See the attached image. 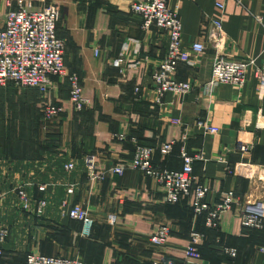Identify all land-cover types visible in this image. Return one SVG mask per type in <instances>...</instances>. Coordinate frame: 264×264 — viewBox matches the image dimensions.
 I'll return each instance as SVG.
<instances>
[{
	"label": "crops",
	"instance_id": "crops-1",
	"mask_svg": "<svg viewBox=\"0 0 264 264\" xmlns=\"http://www.w3.org/2000/svg\"><path fill=\"white\" fill-rule=\"evenodd\" d=\"M49 1L60 12L57 35L66 43V71L80 74L89 105L75 109L68 75L53 77L47 93L0 87V229L10 232L0 244V264H25L29 254L80 258L86 264L165 259L175 264H264V230L244 229L235 206L250 194H264L245 176L246 168L264 166V93L252 75L243 88L221 85L210 97L202 90L220 53L245 60L263 52L264 0H228L225 11L216 0H168L181 18L185 47L206 43V50L178 64L176 78L194 84L195 90L188 96L168 93L161 103L152 76L167 53V33L157 28L145 32L141 16L126 0ZM19 4L38 11L44 2L0 0V29ZM215 20L222 21L226 36L222 52L209 42ZM120 57L123 67H113ZM52 105L61 107V115L45 121L43 110ZM199 121L219 132H206ZM119 135L136 136L151 147L153 162L161 169L180 171L183 149L200 155L194 174L209 188L207 202L220 204L234 193V206L221 215L219 232L207 231L193 217L192 197L169 206L154 179L132 170L110 173L133 158L134 145L119 140ZM241 140L252 144L250 152L238 150ZM169 142L175 146L167 158L161 148ZM87 157H93L99 173H107L103 181L90 180ZM68 164L74 168L67 170ZM40 185L46 187L43 195L37 190ZM71 185L74 193L68 196ZM19 188L44 196L48 205L43 216L21 209ZM66 197L89 211L94 220L91 237H83L82 224L62 214ZM162 226H169L171 234L159 247L150 240ZM195 229L206 234L197 245L199 260L185 254ZM218 240L238 249V258L222 255Z\"/></svg>",
	"mask_w": 264,
	"mask_h": 264
},
{
	"label": "built area",
	"instance_id": "built-area-1",
	"mask_svg": "<svg viewBox=\"0 0 264 264\" xmlns=\"http://www.w3.org/2000/svg\"><path fill=\"white\" fill-rule=\"evenodd\" d=\"M44 2L38 11L29 10L25 4H19L17 9H12L6 18L4 26L0 29V87L15 85L17 87H29L47 93L50 89L52 78L67 76L65 68L66 43L57 35L60 12L55 4L49 0ZM130 2L131 10L141 16L142 28L145 32L153 28L167 33L169 43L167 53L161 61L158 69L152 76L153 92L157 96V102L161 103L163 97L172 93L188 96L194 90V84L180 81L176 78L179 63H189L192 57L200 55L206 50V43H194L190 48L183 42V27L181 18L176 10H173L168 0H126ZM228 0H216V6L225 11ZM262 22V19H258ZM226 36L221 20L213 21V27L209 34L210 44L222 52ZM96 56L99 51H95ZM125 64L123 58H117L113 67L122 68ZM252 75L259 84V90L264 93V50L256 58L245 60H232L218 55L213 63L212 75L207 83L202 86L205 95L211 96L221 85H231L243 88ZM70 83V99L75 109L81 111L88 107L89 100L84 96L83 84L78 73L68 75ZM61 108L47 106L43 110L45 121H52L61 115ZM198 127L206 132L216 134L219 129L206 125L203 121L197 123ZM264 129V121L261 125ZM119 140L126 141V135H119ZM135 145L133 159L127 167H115L110 173L122 175L126 170L139 171L145 177L154 179L163 189L168 204H176L184 197L193 198V209L196 216L206 215V226L211 229L220 227L221 215L230 211L234 206V193L230 192L224 202L212 204L207 202L209 188L200 183L194 174V163L202 160V157L191 156L183 149L181 158L183 167L180 171H170L158 168L153 162L154 150L151 147L139 145L136 139H132ZM174 142L165 143L161 148V154L170 157L174 151ZM241 153L252 150L249 141L241 140L238 145ZM86 164L91 181H103L106 172H98L93 157L86 158ZM73 164L66 165L67 170H72ZM233 173L231 169L227 171ZM246 179L256 188L264 191V166L248 167L245 169ZM40 192H46L44 185L38 186ZM68 196L74 193V186L68 188ZM19 204L23 211L43 216L48 202L46 199L35 201L24 188L18 190ZM240 215V223L244 228L260 230L264 228V194L255 197L250 194L243 202L236 203ZM61 211L65 216L82 224V236L89 238L92 234L94 220L89 211L80 205L71 204L69 198L61 203ZM8 229H0V244H4L9 237ZM171 230L169 226H162L156 235L151 238V243L156 246L167 244ZM203 240L198 232H192L191 243L187 246L185 254L188 259L199 260L201 254L197 245ZM226 254L235 258V249H225ZM153 264H175L170 259L154 260ZM26 264H85L80 258H66L62 256H45L29 254Z\"/></svg>",
	"mask_w": 264,
	"mask_h": 264
},
{
	"label": "trees",
	"instance_id": "trees-1",
	"mask_svg": "<svg viewBox=\"0 0 264 264\" xmlns=\"http://www.w3.org/2000/svg\"><path fill=\"white\" fill-rule=\"evenodd\" d=\"M78 74H79V73H78ZM79 75H80V74H79ZM57 107H59V106H57ZM59 108H61V107H59ZM86 108H87V107H86ZM86 108L82 109L81 111L85 110ZM43 119H44V117H43ZM133 138L137 140V143H138L139 145L146 146V145H143V144L139 143V141H138V137H136V136H130V137H128V139L126 140V142H127V143H131L132 145H134V144L132 143V139H133ZM146 147H149V146H146ZM134 153H135V145L133 146V156H134ZM173 153H174V151H173ZM173 153L171 154L170 157H172ZM170 157H167V158H170ZM132 159H133V158H132ZM132 159H131V160H132ZM154 165H155V164H154ZM127 166H128V165H127ZM127 166H126V167H127ZM155 166H156V165H155ZM37 190H38V187H37ZM38 191H39V190H38ZM38 193H40V194L43 195L44 192H40V191H39ZM42 195H39V196L36 195V197L33 195L34 200H35V201H40V200H42V199H45L44 196H42ZM181 202H182V199H181V201H180L179 203H176V204H168V205H169V206H177V205H179ZM192 214H193V217H194L195 219L200 220L201 224L204 226V228H205L207 231L219 232L220 227L217 228V229H211V228H208V227L206 226V219H205V218H206V215L196 216V215H195V212H194V209H192ZM33 215L37 216L36 214H33ZM93 227H94V226H93ZM244 229L252 230V231H263V230H264V228H263V229H260V230H255V229H250V228H244ZM192 232H198V233H200V234L203 236V240L206 239V234H205V233H203V232H201V231H198L197 229L193 230ZM192 232H191V234H192ZM191 234H190V241H191ZM90 237H91V236H90ZM217 245H218V247L220 248V252H221V254L224 255L225 257H227L228 259H230V260H236V259L238 258V256H239V251H238V249L223 245L222 242H221V240H218V241H217ZM225 249H235V250L237 251V256H236L235 258L229 256L228 254H226ZM199 252H200V250H199ZM200 254H201V252H200ZM27 256H28V255H27ZM27 256H26V259H27ZM45 256H47V255H45ZM201 257H202V254H201ZM83 262H84V261H83ZM84 263H85V262H84ZM25 264H26V263H25ZM85 264H86V263H85ZM151 264H153V263L151 262Z\"/></svg>",
	"mask_w": 264,
	"mask_h": 264
},
{
	"label": "rangeland",
	"instance_id": "rangeland-1",
	"mask_svg": "<svg viewBox=\"0 0 264 264\" xmlns=\"http://www.w3.org/2000/svg\"><path fill=\"white\" fill-rule=\"evenodd\" d=\"M214 63V62H213ZM195 87V86H194ZM87 165V164H86ZM143 174V173H142ZM90 214V213H89ZM91 216V215H90ZM2 229H4V228H2ZM5 229H7V228H5ZM54 257V256H53Z\"/></svg>",
	"mask_w": 264,
	"mask_h": 264
}]
</instances>
